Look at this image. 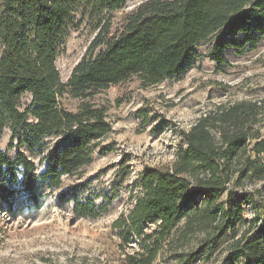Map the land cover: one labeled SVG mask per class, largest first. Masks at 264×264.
Here are the masks:
<instances>
[{
    "label": "trees",
    "instance_id": "16d2710c",
    "mask_svg": "<svg viewBox=\"0 0 264 264\" xmlns=\"http://www.w3.org/2000/svg\"><path fill=\"white\" fill-rule=\"evenodd\" d=\"M126 1L0 0V139L7 130V147L15 150L11 158L0 147L1 203L17 193L38 203V185L59 191L63 178L81 176L112 133L107 109L91 102L102 91L132 79L142 90L173 80L200 58L204 43L209 60L224 67L227 49L254 50L264 36V0H144L113 28ZM85 24L97 35L63 82L59 48ZM64 97L78 102L75 110L63 106ZM240 108L221 112L218 141L209 118L200 119L182 133L171 171L148 167L138 176L128 211L111 224L124 264H153L164 255L167 264L209 262L219 251L226 253L222 264H264V202L244 195L221 201L235 174L264 179L256 159L264 140L249 145L240 128L249 118ZM248 147L252 160L243 158ZM19 148L45 169L37 173ZM98 198L112 204L118 196ZM243 204L251 207L249 219ZM73 212L94 219L108 211L105 202L75 197ZM132 244L136 250L125 253Z\"/></svg>",
    "mask_w": 264,
    "mask_h": 264
},
{
    "label": "rangeland",
    "instance_id": "374dc122",
    "mask_svg": "<svg viewBox=\"0 0 264 264\" xmlns=\"http://www.w3.org/2000/svg\"><path fill=\"white\" fill-rule=\"evenodd\" d=\"M142 1L127 0L124 9L114 13L113 28ZM96 35L85 24L71 32L59 48L55 64L63 82ZM210 46L201 44L197 49L200 58L173 80L142 90L132 79L92 99L96 107L107 109L112 133L103 139L81 176L63 178L59 191L38 185L43 196L38 203L23 193L8 198L9 203L0 202V264H124L125 255L118 249L119 240L111 224L128 211L132 196L138 192V176L146 168H174L179 148L184 145L182 133L200 119L209 118L210 131L218 141L224 126L219 119L221 112L240 105V115L249 118L240 127L249 145L264 140V36L254 50L227 49L224 57L229 64L221 68L207 57ZM26 101L24 98L22 103ZM62 104L73 111L78 102L64 97ZM227 130L234 131L231 125ZM8 138L6 130L0 147L13 158L15 150L7 147ZM248 148L243 158L252 160L254 154ZM19 151L33 159L37 173L45 169L44 164H38L39 158L24 148ZM256 159L264 163V155ZM239 167L237 162L236 169ZM105 194L118 198L109 204L98 198ZM242 195L263 203L264 179L235 174L221 201L237 202ZM75 197L79 202L93 201L96 206L105 202L108 212L94 219L81 218L73 212ZM243 206V218H251L250 205ZM130 247L125 253H133L137 246ZM225 256L219 251L209 262L197 260L194 264H222ZM168 259L169 255H164L153 264H167Z\"/></svg>",
    "mask_w": 264,
    "mask_h": 264
}]
</instances>
